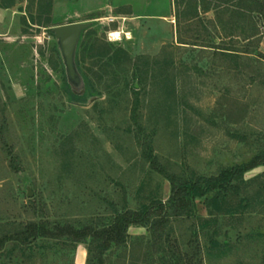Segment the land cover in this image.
<instances>
[{
    "label": "rangeland",
    "instance_id": "obj_1",
    "mask_svg": "<svg viewBox=\"0 0 264 264\" xmlns=\"http://www.w3.org/2000/svg\"><path fill=\"white\" fill-rule=\"evenodd\" d=\"M174 14V0H0V224L98 226L167 200L145 136L169 171L193 179L264 152V30L253 45L239 30L225 37L212 11L203 24ZM73 22L91 23L76 52L81 90L53 32ZM227 43L252 53L238 63L209 47ZM233 184L166 226L173 263L264 264V165ZM96 248L91 238H40L8 244L0 264H89ZM152 249L149 227L133 225L104 264H163Z\"/></svg>",
    "mask_w": 264,
    "mask_h": 264
},
{
    "label": "trees",
    "instance_id": "obj_2",
    "mask_svg": "<svg viewBox=\"0 0 264 264\" xmlns=\"http://www.w3.org/2000/svg\"><path fill=\"white\" fill-rule=\"evenodd\" d=\"M174 17L182 16L187 23H202V14L210 11L213 17L207 21L218 28L225 37H233L239 30L237 38L242 37L246 43L258 45L262 30H264V0H174ZM180 8L182 10H180ZM229 27V28H228ZM231 28V29H230ZM230 29V30H228ZM181 43H185L181 41ZM93 47H97L94 45ZM226 58L232 57L238 62L239 59L249 57L248 50L232 48L230 44H213L209 46ZM107 46L99 47L98 52L103 54ZM106 54V52H104ZM239 63V62H238ZM141 130V129H139ZM141 133V132H140ZM151 136L143 139V156L151 167L163 175L170 183V195L167 200H157L142 209H124L116 211L107 223L93 226L86 225L82 228L67 223L50 227L47 220H29L19 223L0 224V251L8 244L28 246L40 238L59 239L66 237L73 242H83L91 238V244L96 245L95 259L89 260V264H104V254L112 247L123 246L127 243L128 229L133 225L147 226L151 230V246L163 264L173 263L172 255L163 246L162 235L166 226L174 217L189 216L192 202L196 198L207 197L213 191L227 194L234 187L233 181L241 179L243 174L259 165H264V152H260L245 164L224 169L217 176H197L189 178L185 175L176 174L162 164L152 148ZM91 246L89 254H91ZM149 253V252H147ZM149 255V254H147ZM122 257V256H121ZM120 259V256H118ZM117 258V259H118ZM139 259V257H136ZM132 262V255L129 257ZM125 263V258H121Z\"/></svg>",
    "mask_w": 264,
    "mask_h": 264
},
{
    "label": "water",
    "instance_id": "obj_3",
    "mask_svg": "<svg viewBox=\"0 0 264 264\" xmlns=\"http://www.w3.org/2000/svg\"><path fill=\"white\" fill-rule=\"evenodd\" d=\"M90 24V22H73L53 28L65 67L67 81L75 90H81L84 86L83 78L77 68L76 52L81 33Z\"/></svg>",
    "mask_w": 264,
    "mask_h": 264
},
{
    "label": "bare ground",
    "instance_id": "obj_4",
    "mask_svg": "<svg viewBox=\"0 0 264 264\" xmlns=\"http://www.w3.org/2000/svg\"><path fill=\"white\" fill-rule=\"evenodd\" d=\"M114 39H118L120 32L119 31H114L110 34ZM128 35V34H127Z\"/></svg>",
    "mask_w": 264,
    "mask_h": 264
}]
</instances>
